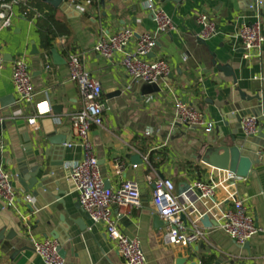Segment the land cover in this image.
Instances as JSON below:
<instances>
[{"label":"crops","instance_id":"1","mask_svg":"<svg viewBox=\"0 0 264 264\" xmlns=\"http://www.w3.org/2000/svg\"><path fill=\"white\" fill-rule=\"evenodd\" d=\"M67 1V0H66ZM73 15L42 2L27 0L25 5L11 11V25H0V54L3 68L0 72V98L13 96L15 104L0 110L3 124L0 134L4 148L0 152V165L14 178L11 171L22 157L21 134L18 119L42 116L36 134L43 137V123L51 120L55 129L70 138L69 146L49 148L46 161H64V169L82 160L83 153L76 141L71 117L82 110L78 88L69 80L67 63L70 55H77L86 71L98 80L102 87L100 102L104 106L101 128L92 127L90 140L97 159L98 170L104 183L115 189L123 181H140L143 174L142 205L139 209L114 210L120 232L140 243L145 264H201V258L212 257L211 264H264V164L251 167V175L226 190L218 187L208 201L197 197L186 203L185 194L179 196L181 183H212L222 176L201 161L205 150L214 146L217 130L222 126V110L230 102L238 100V91L248 92L251 81L260 80L264 74V43L259 51H251L244 58V51L237 38L243 23L260 20L264 35V17L248 12L238 0H153L155 6L171 20L173 31L156 34V46L149 60H164L169 65V75L157 84H142L131 80L121 65V57L105 59L93 52V46L101 35H113L124 28L133 32L134 42L143 34L154 35L156 25L141 0H72ZM69 2V1H68ZM103 3V5H101ZM207 14L215 25L216 33L208 41L198 38L199 13ZM44 15L56 23L57 36L51 49L46 51L41 43L38 25ZM43 24V23H42ZM35 47L36 53L32 51ZM64 61L55 65L50 51ZM23 58L28 66L34 91L30 104H18L11 80V65L16 58ZM226 66L233 77L226 76L216 66ZM46 67H49L47 70ZM119 92V96L110 97ZM110 97V98H108ZM181 100L196 107L211 123L213 129L206 133L203 127H186L175 120V101ZM60 105L61 114H54L53 106ZM50 107V111L46 108ZM27 123V122H26ZM46 123V122H45ZM232 127V126H229ZM28 131H32L27 127ZM149 157L157 164L154 168L144 162L142 170L132 165L131 157ZM61 157V158H60ZM123 165L120 177L115 175L114 165ZM170 179L175 185L176 196L195 215L208 214L216 222L221 213L232 208L228 199L233 195L244 203L259 233L248 242L249 250L236 245L218 226L205 229V240L189 247L165 246L163 236L166 223L156 216L150 205L152 180ZM17 193L19 215L29 223L30 230L22 241L13 243L15 249L27 248L14 261L0 252V264H44L34 253L32 241L54 240L51 233L57 231L61 240L66 235L70 241L63 245L65 264H124L115 246L108 240L104 226L94 224L77 202L76 191L64 198L66 210L54 200L29 212L26 197ZM35 203V200H31ZM43 203V202H41ZM65 217L62 229L60 217ZM81 220L86 230L81 232L72 221ZM203 228V227H202ZM28 235V236H27ZM60 240V241H61ZM59 246V240H56Z\"/></svg>","mask_w":264,"mask_h":264},{"label":"built area","instance_id":"2","mask_svg":"<svg viewBox=\"0 0 264 264\" xmlns=\"http://www.w3.org/2000/svg\"><path fill=\"white\" fill-rule=\"evenodd\" d=\"M27 0H0V25L8 28L11 25V11L13 7L25 5ZM73 4L72 0H67ZM145 9L154 15L156 32L154 35H141L131 47L134 40L133 32L124 28L119 32L105 36L101 35L93 46V52L105 59L115 56L121 57V65L127 76L142 84H157L169 73V65L164 60H149L148 56L156 46V34L174 30L169 17L155 6L153 0L145 1ZM200 26L198 38L208 41L215 33V25L209 20L206 13L201 12L197 16ZM237 38L244 51V58H248L251 51H259L264 43L262 24L258 19L254 22L243 23L238 31ZM3 68V60L0 54V72ZM69 80L76 85L82 100V110L71 117V123L75 129L76 141L83 153L82 160L69 166V179L77 193V202L80 208L89 216L94 224L104 226L108 240L115 246L124 264H145V257L140 243L123 235L114 219V210L127 211L139 209L142 205V196L139 184L136 181H123L115 189H105L104 182L98 170L97 159L90 140L92 127L101 128L103 124L104 106L100 102L102 87L98 80L94 79L86 71L77 55H70L67 63ZM48 70L49 67H46ZM11 80L17 97L18 104H30L34 100L32 80L25 60L21 57L12 61ZM50 111V107L46 108ZM42 116H34L27 119V127L32 131H38L39 120ZM175 120L178 124L192 128L203 127L206 133L213 129L211 123L205 122L204 115L193 105L181 100L175 101ZM0 116V127L3 124ZM241 129L246 134L256 133L257 119L247 116L241 121ZM4 148L0 134V152ZM144 162L147 160L143 159ZM122 164H115L114 171L117 177L123 172ZM151 186L150 205L152 212L166 223V232L163 236L165 246L189 247L205 240V229L199 223L201 216L189 211L188 206L182 203L176 196L175 185L170 179L152 180L145 177ZM240 178L233 173L222 171V176L216 182H194L191 188L195 193L185 195V201L197 197L201 201L213 198L218 187L227 189L233 187ZM191 197V198H190ZM232 208L221 213L216 222L218 229L227 235L236 245L243 246L252 237L259 233L252 217L241 200L229 195ZM0 202L4 209L16 210L17 193L11 186L9 173L0 165ZM27 204L31 199L26 197ZM184 218V219H183ZM25 219L23 218V221ZM27 231L29 223L23 222ZM34 253L44 264H65L58 254V242L45 239L32 241Z\"/></svg>","mask_w":264,"mask_h":264},{"label":"water","instance_id":"3","mask_svg":"<svg viewBox=\"0 0 264 264\" xmlns=\"http://www.w3.org/2000/svg\"><path fill=\"white\" fill-rule=\"evenodd\" d=\"M141 1L145 2L146 0ZM172 1L179 2V0ZM42 2L53 9L61 10L66 15H73L72 5L66 0H42ZM238 2L242 7L247 8L248 12L264 17V0H238ZM150 16L154 19L152 13H150ZM32 51H34V54L36 53L34 46H32ZM50 53L55 65L65 64V61L53 50ZM216 68L226 76L233 77V73L229 71L228 67L217 65ZM248 87V92L238 91V100L228 103L223 108L222 126L226 130H217V137L213 141L214 146L208 147L201 157V161L207 166L218 171L233 173L245 179L251 175L253 165L264 164V74L260 80L251 81ZM119 95L120 93L116 92L110 97ZM14 104L15 99L11 95L0 98V110ZM61 108L60 105H55L52 111L54 114H61ZM247 116L257 119L256 133L246 134L241 129V121ZM45 122L42 125L43 127L46 125L47 128L44 129L42 138L36 132L27 130L26 120L21 118L16 123L21 134L23 155L16 161L15 167L11 171V176L14 178L11 186L22 192L25 197L35 200L34 204H27L26 209L29 212L34 209L38 210L51 200H54L63 210H66V203L61 198H64L68 192L75 191L69 179L70 170L64 169V161L61 159L57 162L48 163L46 157L49 155L50 149L45 150L44 148L45 145H48L51 149L53 147L69 146L70 138L60 135L61 133L54 128L51 120ZM131 159L132 165L142 170V158L134 156ZM140 174L142 180L137 183L142 196L144 184L143 174ZM160 179H163L162 175H160ZM104 188L110 189L109 184L104 183ZM178 194L179 196L184 194L195 196L189 182L179 185ZM85 217L89 218L87 214H85ZM153 221L157 223L159 217L156 215ZM60 222L63 223L61 228L67 229V225L64 224V216L60 217ZM72 222L77 225L81 232L86 230V226L83 225L81 220ZM199 223L204 229L218 226L216 221L211 219L208 214H203L199 219ZM23 227V218L19 215L17 208L16 210L4 209V204L0 202V252L7 255L10 261H14L20 253L27 249H15L13 245L15 241L19 242L25 239L26 234ZM50 237L59 240L58 254L64 259L63 245L70 241V237L66 235L61 240V236L57 231L51 233ZM241 249L248 251L249 244H244ZM186 262V259H179L176 264H185Z\"/></svg>","mask_w":264,"mask_h":264},{"label":"trees","instance_id":"4","mask_svg":"<svg viewBox=\"0 0 264 264\" xmlns=\"http://www.w3.org/2000/svg\"><path fill=\"white\" fill-rule=\"evenodd\" d=\"M43 18L44 19L40 20L41 22L38 25V29L41 36L42 46L46 51H49L51 49L52 40L57 36V32L55 31L57 27L51 16L44 15ZM151 157H149L148 162L150 166L154 168L157 164L154 163ZM212 260V257H203L201 258V264H211Z\"/></svg>","mask_w":264,"mask_h":264}]
</instances>
